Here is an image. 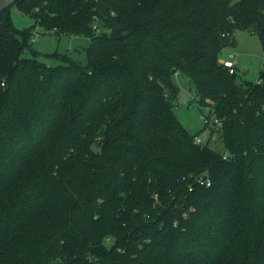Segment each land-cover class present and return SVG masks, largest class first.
I'll list each match as a JSON object with an SVG mask.
<instances>
[{"label": "trees", "instance_id": "obj_1", "mask_svg": "<svg viewBox=\"0 0 264 264\" xmlns=\"http://www.w3.org/2000/svg\"><path fill=\"white\" fill-rule=\"evenodd\" d=\"M14 4L34 22L0 12V264H264V63L221 62L239 28L264 49V0ZM36 26L89 37L87 62L27 55ZM181 72L223 152L176 116Z\"/></svg>", "mask_w": 264, "mask_h": 264}, {"label": "rangeland", "instance_id": "obj_2", "mask_svg": "<svg viewBox=\"0 0 264 264\" xmlns=\"http://www.w3.org/2000/svg\"><path fill=\"white\" fill-rule=\"evenodd\" d=\"M9 13L14 24L20 29L30 28L33 19L30 14L24 13L17 4L10 7ZM36 32L29 36V47L27 55H31L33 50L38 52V59L50 65L63 63V56L82 63L87 62L86 47L89 45V37L67 34L56 35L46 32L41 26L35 27ZM237 43L227 45L223 48L221 56L223 59L229 58L234 53L236 66L238 67L239 80L242 78L257 81L259 72L264 63V49L256 34L247 29L239 28L235 32ZM33 38V41H32ZM249 69L247 74L244 71ZM173 83L179 87V91L173 100V109L182 124L192 133H198L202 138L210 136V127L205 125L202 115L209 113V107L201 106L195 85L185 73H176L172 76ZM210 146L217 151H224V144L220 139L219 131L213 133Z\"/></svg>", "mask_w": 264, "mask_h": 264}, {"label": "built area", "instance_id": "obj_3", "mask_svg": "<svg viewBox=\"0 0 264 264\" xmlns=\"http://www.w3.org/2000/svg\"><path fill=\"white\" fill-rule=\"evenodd\" d=\"M94 31L96 34H98L99 32L102 31V28L100 27L99 24L95 23L94 24ZM33 32H36V29L34 28L33 29ZM32 41H33V38H32ZM221 62L224 64V66L228 67L229 70H230V73H235V72H238V68L236 66V62H235V59H234V53L231 54V56L229 58H225V59H221ZM210 110V109H209ZM203 119L205 120V124L206 126H209L210 127V123H211V120L213 119V122H212V128H211V132H210V136H211V133H212V130L214 128H220L223 124V121L216 115V114H210L209 113L207 115H202ZM208 136V138H202L200 137L198 134L196 135L195 137V141L197 143H200V144H204L206 143L209 139H211V137ZM227 152H224L223 153V158H226L227 157ZM199 183L201 185H209L211 183V179L209 176H202L200 179H199Z\"/></svg>", "mask_w": 264, "mask_h": 264}, {"label": "water", "instance_id": "obj_4", "mask_svg": "<svg viewBox=\"0 0 264 264\" xmlns=\"http://www.w3.org/2000/svg\"><path fill=\"white\" fill-rule=\"evenodd\" d=\"M17 0H0V12L4 11L5 9L11 7ZM130 26L128 23H124L119 27L112 30L109 34V37L113 40L120 39L124 37L125 33L129 30ZM249 69L243 72V74H247Z\"/></svg>", "mask_w": 264, "mask_h": 264}, {"label": "crops", "instance_id": "obj_5", "mask_svg": "<svg viewBox=\"0 0 264 264\" xmlns=\"http://www.w3.org/2000/svg\"><path fill=\"white\" fill-rule=\"evenodd\" d=\"M89 40H90V39H89ZM225 58H226V57H225ZM225 58H224V59H225ZM222 59H223V56H222ZM237 68H238V67H237Z\"/></svg>", "mask_w": 264, "mask_h": 264}]
</instances>
